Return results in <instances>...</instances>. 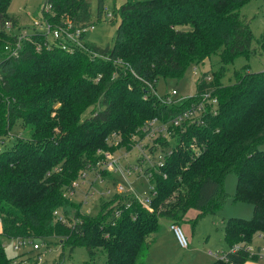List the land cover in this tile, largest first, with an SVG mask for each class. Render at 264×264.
I'll use <instances>...</instances> for the list:
<instances>
[{"label":"trees","instance_id":"1","mask_svg":"<svg viewBox=\"0 0 264 264\" xmlns=\"http://www.w3.org/2000/svg\"><path fill=\"white\" fill-rule=\"evenodd\" d=\"M10 1L0 0V264L38 259L7 255L3 237L51 236L70 250L85 246L84 264H145L162 218L180 224L189 208L199 215L216 212L227 196L251 203L252 215L226 218L230 249L209 264L256 260L244 245L264 238V68L245 64L230 82L221 80L237 56L264 53V32L252 47L249 21L239 11L247 0H124L112 7L120 17L112 45L87 40L86 48L67 50L56 41L47 46L46 33L34 30L17 55L5 48L18 34L5 25L17 24L7 12ZM104 1L97 0L98 18ZM47 3L51 24L91 20L89 0H44L42 14ZM213 53L219 55L218 71L210 80L208 71L200 73L194 84L195 91L210 90L218 98L216 112L202 124L171 127L172 144L159 139L170 152L143 170L151 180L149 203L115 191L90 214L65 194L83 171H92L114 131L119 141L130 142L146 119L167 120L194 99L169 104L153 89L160 77L181 79L191 64ZM16 122L22 134L11 133ZM230 173L236 176L231 195L224 188ZM122 193L127 195L110 206Z\"/></svg>","mask_w":264,"mask_h":264},{"label":"rangeland","instance_id":"2","mask_svg":"<svg viewBox=\"0 0 264 264\" xmlns=\"http://www.w3.org/2000/svg\"><path fill=\"white\" fill-rule=\"evenodd\" d=\"M89 1H91V20L95 21V23L94 27L87 31L85 38L101 46L107 44L112 45L116 32V25L120 19L118 13L114 16L112 9L114 7L118 9L124 0L104 1L112 11L111 19L104 15L98 18L97 0ZM43 3L44 0H11L7 12L8 14L18 16V18L25 23H18L21 25V29L25 28L28 32H32L35 28H39L33 25V20L35 18H40V8ZM239 11L247 17L249 21L253 33L251 45L252 47H256L257 37L264 32V0H247L241 4ZM16 30H18V27H16ZM245 64L249 65L250 69L254 71L263 69L264 53L254 51L248 55L237 56L227 65L226 72L221 80L224 83L230 82L233 78L234 70ZM218 66L219 55L218 53H213L199 65L191 64L181 79L160 77L156 84V91L160 94L175 88L179 94L193 93L195 90V79L200 73L208 71L212 76L214 72L216 74L218 71ZM99 106V104L95 105V107ZM91 108L92 107H89L84 112V115H88ZM23 132L24 130L21 128L19 122H16L12 126V134H22ZM114 133L116 139H107L110 145L108 150L114 152L119 158V165L122 170L111 172L110 175L102 171L99 176H96V172L92 171L88 173L85 179L78 177L76 179L78 186L74 193L69 195L71 199L82 204V208L90 214H94L100 209L101 201L112 197V194L115 193V189L119 184L123 186L122 192L133 193L142 201L149 198L151 180L150 177L143 172L147 165H142V171L140 168H131L130 172H127V168L138 161L140 149L136 144L139 140L135 141L131 138L130 142H124L123 140L119 141L120 134L116 131H114ZM134 133L138 134L137 139L144 135V133L139 130V127L131 133V136ZM6 138V145L10 144L12 139L9 137ZM174 139L175 137H170L168 139L170 144L173 143ZM147 141H149V139L143 142ZM140 142L142 141L140 140ZM0 146H3L1 142ZM235 185L236 176L231 173L227 174L224 181V188L229 195L234 193ZM118 195L120 196H114L115 199L110 203V206L119 203L120 200H122V196L127 194L122 193ZM112 209L116 208L113 207ZM252 211L253 205L251 203L244 201L233 202L231 196H227L223 206L213 213L199 215L198 210L189 208L183 220L180 222L184 233L188 237L189 246L186 248L181 247L177 243L173 232L163 227L155 234L154 241L145 258V264H209L223 251L230 249V246L224 239V221L226 218L230 216L249 218L252 215ZM163 221L164 218L161 219V224H164ZM260 238L259 236H254L252 242L255 245L264 243V238ZM3 241L7 255L15 256L21 253L25 255V258L38 255V257L40 256V259H37L39 264H84V261L88 259L85 246L78 245L70 250L68 245H63L58 236L47 237L45 240L34 238V241L45 242V244L38 249H33L30 245H25L23 248H16L15 240L7 237H3ZM245 264H264V262L259 259L254 260L250 257Z\"/></svg>","mask_w":264,"mask_h":264},{"label":"built area","instance_id":"3","mask_svg":"<svg viewBox=\"0 0 264 264\" xmlns=\"http://www.w3.org/2000/svg\"><path fill=\"white\" fill-rule=\"evenodd\" d=\"M49 3L43 7V14L41 12V16L39 19L33 20V25L39 28H35V30L43 31L46 33L47 41L46 45L49 46L52 41H56L62 48L67 50H73L76 47L86 48L85 42L87 39L85 35L88 30L94 27L95 21L90 20L84 24H73L69 19L64 20L62 24H51L44 15V10L50 9ZM106 16L107 18H112V11L109 7L104 4L102 10V16ZM101 16V17H102ZM5 25L8 30L16 31L17 37L14 43L7 42L5 45L6 50L9 54L17 55L20 50L22 49V42L21 40L24 38L30 37V32L25 30V28L21 29V25L17 24L12 25L10 21H6ZM18 27V30H16ZM34 31V30H33ZM32 31V32H33ZM41 44L37 45V49H40ZM212 76L208 74L206 76L207 80H210ZM157 97L165 103H178L186 98L194 97V99L189 100L185 106L179 110L177 113L172 115L169 119H161L158 116H153L151 118L146 119L143 122V125L139 128L140 131L144 133L143 137L137 139L138 134L134 133L131 138L132 140L138 141L136 146L140 149L139 150V157L137 163L132 165L131 167L127 168V172H130L131 168H140L142 171V165L145 164L149 165H156L163 162L165 154L170 152L169 146H162L160 144V138H167L174 137L172 135L171 127L173 126H180L185 127L186 125L190 124H198L204 123L205 118L209 114H214L216 112V108L218 106V98L212 94L210 90H202L200 92L193 91V93L189 94H179L175 88H172L170 91L165 93H157L156 89H153ZM115 133L113 132L110 138H115ZM109 138V139H110ZM116 139V138H115ZM137 139V140H136ZM147 142H143L148 140ZM140 140L142 142H140ZM115 142V141H114ZM164 147V148H163ZM103 156L95 161L92 171L96 172V176L102 173L101 171H107L108 173L117 172L122 170L121 166L119 165V158L115 155L114 152L110 150L103 151ZM90 170L83 171L81 173V179H85ZM78 186L77 181H73L71 183L72 189H68L65 191L66 195H72ZM115 191L122 192L123 186L117 185ZM144 203H149V198H147ZM169 228L172 230L174 237L177 243L186 248L189 246V241L187 235L184 233L181 224L179 223H170ZM15 247H24L25 245H30L33 249H38L45 244V242H37L34 240L25 239L23 241H15ZM240 246L239 244H235V249ZM244 247L250 252L251 256H255L256 259L261 260L264 262V243L255 245L253 242L246 243ZM40 259V256L38 257ZM37 264L38 260H37Z\"/></svg>","mask_w":264,"mask_h":264},{"label":"crops","instance_id":"4","mask_svg":"<svg viewBox=\"0 0 264 264\" xmlns=\"http://www.w3.org/2000/svg\"><path fill=\"white\" fill-rule=\"evenodd\" d=\"M11 15V14H10ZM16 18H17V22L18 23H20V24H25L23 21H21L19 18H18V16H16V15H14ZM108 175H110V173H107ZM188 211V210H187ZM164 224H160V228H159V230L158 231H160V229H162L163 227H166L170 232H172V230L169 228V221H167V220H165L164 219ZM259 237H261L262 239H263V237L262 236H259ZM260 238V239H261ZM263 241V240H262ZM146 258V257H145ZM146 262V261H145Z\"/></svg>","mask_w":264,"mask_h":264}]
</instances>
